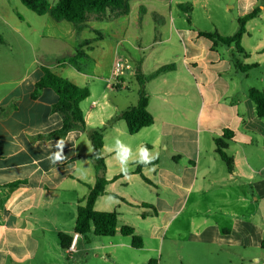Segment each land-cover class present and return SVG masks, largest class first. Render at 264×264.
<instances>
[{
    "label": "crops",
    "instance_id": "crops-1",
    "mask_svg": "<svg viewBox=\"0 0 264 264\" xmlns=\"http://www.w3.org/2000/svg\"><path fill=\"white\" fill-rule=\"evenodd\" d=\"M129 4L128 13L88 15L79 30L74 23L53 32L34 30L40 45L52 43L63 52L71 47L73 63L61 62L60 54L47 65L30 61L34 43L21 14L25 5L0 0V264H69L68 258L79 252L85 238L75 225L78 208L96 183L90 135L98 129L104 130L108 184L94 209L119 215L110 243L115 253L136 249L132 238L121 234L123 225L135 229L144 248L146 237L159 241L165 229L188 221L185 242L194 250L190 262L264 264V119L248 96L250 88L264 91V0ZM185 4L191 6L190 22L179 7ZM210 7H216L215 15ZM257 8L258 16L246 23L241 39L247 56L239 55L244 64L256 67L243 73L233 62L234 46L215 45L198 32L232 36L238 19ZM87 30L95 37L81 39ZM93 43H101L109 72H85L76 65ZM116 55L135 66V73L127 72L117 86L112 82ZM94 65L99 67L95 60ZM164 66L171 67L160 71ZM42 67L90 90L80 104L84 130L71 131L64 139L40 138L63 124L53 111L58 96L52 89L32 98ZM137 75L149 78L145 88L154 122L130 134L122 114L138 103ZM135 84L136 92H119L131 91ZM226 131L232 171L215 143ZM118 145L128 152L125 164L118 159ZM151 160L157 162L138 172ZM60 233L78 235L74 253L62 248ZM203 247L216 255L200 256ZM112 259L120 261L118 254Z\"/></svg>",
    "mask_w": 264,
    "mask_h": 264
},
{
    "label": "trees",
    "instance_id": "trees-1",
    "mask_svg": "<svg viewBox=\"0 0 264 264\" xmlns=\"http://www.w3.org/2000/svg\"><path fill=\"white\" fill-rule=\"evenodd\" d=\"M21 2L31 11L39 16L49 14L56 22L67 21L74 23L78 30L83 26L89 14L103 15L108 10L128 13L130 9V0H58L52 5L48 0H21ZM182 11L188 15L190 22L191 6L189 4L179 6ZM260 10L255 9L253 12L238 19V30L232 36H223L217 32L211 33L199 31V35L211 40L215 45H224L227 47L234 46L235 51L232 52V59L238 71L246 73L255 65L244 64L239 55L247 56L244 48L241 45L242 36L246 30V23L258 16ZM4 40L0 36V44ZM74 58L62 59L61 62L73 63ZM164 66L160 71L170 68ZM43 75L37 82L35 90L32 93V98L40 96L44 88L52 89L58 96L57 102L53 105V111L59 113L63 118L61 128L52 131L46 135L40 136L43 139H64L66 135L74 130H84L86 123L81 109V102L90 95L88 88H81L66 78L58 76L51 67H42ZM149 78L137 75L139 83V100L135 106L129 107L122 114V119L126 121L130 134L138 133L141 129L153 124L154 118L148 111V94L145 85ZM250 100L255 105L256 113L259 118L264 119V91L256 88H250L248 91ZM225 137L216 139L217 152L222 160L228 166L230 171L233 170V159L226 153L228 147L227 141L230 139L229 131L225 132ZM104 130L98 129L91 133L90 140L93 150V164L96 173V183L90 189V193L85 199V204L79 206L78 215L75 225V232L84 236L89 242V235L94 234L102 237H112L118 229V213L117 212H98L94 209L96 200L105 193L108 180L106 179V165L102 155L104 145ZM157 160L145 161L138 167V172L145 164L156 163ZM148 181L147 179H145ZM120 232L124 236L132 238V246L136 249L143 247V239L138 236L135 229L131 226L123 225ZM60 244L64 250H67L71 245L73 237L64 233L59 234ZM264 248V240L262 242Z\"/></svg>",
    "mask_w": 264,
    "mask_h": 264
},
{
    "label": "rangeland",
    "instance_id": "rangeland-1",
    "mask_svg": "<svg viewBox=\"0 0 264 264\" xmlns=\"http://www.w3.org/2000/svg\"><path fill=\"white\" fill-rule=\"evenodd\" d=\"M48 1L54 5L58 0ZM133 5L137 12L138 2H134ZM210 9L212 10L211 14L215 15L216 7H210ZM199 13L202 17H204L205 13L203 9H201ZM21 14L24 18H26L28 24L30 25L28 29L30 33L29 39L34 43V48L30 50V53L32 54V57L30 56V61L35 58L39 62H44L47 65H53L56 62L55 58L60 54L62 55L61 58L64 59L71 57V47H66L63 52L59 51L57 46L52 43L47 46L40 45L38 42L41 40L38 38V34L34 33V30L39 33L46 31L53 32L54 30L58 31L64 30V28H71L74 24L67 21H63L61 23L55 22L49 14L39 16L25 6H23V12H21ZM89 15V19H93L96 16L93 14ZM48 23H52L55 27L50 28ZM94 25H96V23H94ZM67 35L70 36L69 34ZM94 37L95 34L87 30L83 32L81 39L85 40ZM100 48L101 43H93V48L90 51H87V57L80 56L76 59V65L85 72H109L107 69L109 59L104 56ZM43 49H47V52L44 51V53L41 54ZM61 58L59 59L61 60ZM94 60L99 63V67H95ZM136 88L137 84L131 88V91L124 89L119 92H122L123 95H127L132 93V91L136 92ZM188 231V221L185 223L177 222L162 232V236L159 241H153L152 239L146 237L145 240L147 244L144 248L131 250V252L128 250L118 249V253H115L113 251V247L110 245V243L114 241L113 238L89 235V242L82 239L79 244V252L77 254H73L70 259L68 258V261H70L69 264H128L129 260H133L134 264H227L225 262L214 261V263L211 261H200L195 263L192 261L190 262L189 257L191 255L193 256L194 250L185 242ZM103 245L107 246L103 248L101 247ZM202 250H204V252H200V256L209 257L216 255L211 247H203ZM114 254H118L120 259L119 262L112 259ZM104 256L111 259H106Z\"/></svg>",
    "mask_w": 264,
    "mask_h": 264
},
{
    "label": "built area",
    "instance_id": "built-area-1",
    "mask_svg": "<svg viewBox=\"0 0 264 264\" xmlns=\"http://www.w3.org/2000/svg\"><path fill=\"white\" fill-rule=\"evenodd\" d=\"M135 73V66L134 63H132L129 59L116 55L114 57L113 62V76H112V82L115 86L119 84L122 77L127 73ZM77 234L73 237V240L71 242V245L67 249L68 254H72L76 250V240H77Z\"/></svg>",
    "mask_w": 264,
    "mask_h": 264
},
{
    "label": "clouds",
    "instance_id": "clouds-1",
    "mask_svg": "<svg viewBox=\"0 0 264 264\" xmlns=\"http://www.w3.org/2000/svg\"><path fill=\"white\" fill-rule=\"evenodd\" d=\"M128 152L122 145H118V159L122 164L126 163Z\"/></svg>",
    "mask_w": 264,
    "mask_h": 264
}]
</instances>
